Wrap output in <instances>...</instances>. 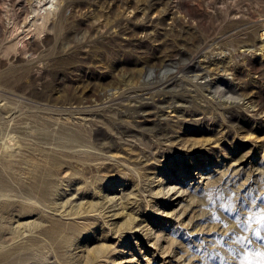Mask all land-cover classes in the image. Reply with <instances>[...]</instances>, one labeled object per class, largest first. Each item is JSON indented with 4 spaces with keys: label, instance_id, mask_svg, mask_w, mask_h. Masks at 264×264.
<instances>
[{
    "label": "rangeland",
    "instance_id": "obj_1",
    "mask_svg": "<svg viewBox=\"0 0 264 264\" xmlns=\"http://www.w3.org/2000/svg\"><path fill=\"white\" fill-rule=\"evenodd\" d=\"M56 1L0 0V264H264V0Z\"/></svg>",
    "mask_w": 264,
    "mask_h": 264
},
{
    "label": "bare ground",
    "instance_id": "obj_2",
    "mask_svg": "<svg viewBox=\"0 0 264 264\" xmlns=\"http://www.w3.org/2000/svg\"><path fill=\"white\" fill-rule=\"evenodd\" d=\"M44 2H46V0H44ZM42 4V3H41ZM48 4H49V6L48 7H45V8H43L44 10H43V13H41L39 10H35L34 11V13H36V15L38 16L37 18H36V20L33 22V25L38 29V30H43V29H45V27L47 26V24L49 23V21H50V19H51V15H53L54 13H57V11H55L56 10V5H57V1L56 0H48ZM64 6H65V4H64ZM13 13V12H12ZM65 13H66V11H65V7H61V5H60V9H59V11H58V15H59V17L62 19V18H64V17H66L65 16ZM55 15V14H54ZM67 19V18H66ZM39 21H41V22H39ZM54 21V20H53ZM56 22V21H55ZM55 24V23H54ZM182 52V51H181ZM180 53V52H179ZM177 57H178V55H177ZM180 57V56H179ZM193 61V60H192ZM190 64V63H189ZM197 64V63H196ZM206 70V69H205ZM204 72V71H203ZM198 73V72H197ZM181 74H182V72H181ZM199 74V73H198ZM202 74V73H201ZM205 76H207V75H205ZM209 76V75H208ZM207 79V78H206ZM208 81V80H207ZM213 83V82H212ZM216 84V83H215ZM206 85V84H205ZM212 87V86H211ZM214 87V86H213ZM218 87H220V86H218ZM202 88V87H201ZM210 88V87H209ZM215 88V87H214ZM217 88V87H216ZM225 89V88H224ZM218 91V90H217ZM221 93V92H220ZM213 95H214V97H215V95H217V92L215 91L214 93H213ZM234 96V95H233ZM221 97H223V96H221ZM180 99V98H179ZM228 99V98H227ZM230 99V98H229ZM169 101H170V99H169ZM167 102V101H166ZM253 106V105H252ZM152 107V106H151ZM256 107V106H255ZM150 108V107H149ZM146 109H148V107L147 106H139V107H137V111H141V112H145L146 111ZM82 139V138H81ZM13 155V154H12ZM47 168V167H46ZM49 170V169H48ZM46 182V181H45Z\"/></svg>",
    "mask_w": 264,
    "mask_h": 264
},
{
    "label": "snow or ice",
    "instance_id": "obj_3",
    "mask_svg": "<svg viewBox=\"0 0 264 264\" xmlns=\"http://www.w3.org/2000/svg\"><path fill=\"white\" fill-rule=\"evenodd\" d=\"M262 242H264V239H262Z\"/></svg>",
    "mask_w": 264,
    "mask_h": 264
}]
</instances>
